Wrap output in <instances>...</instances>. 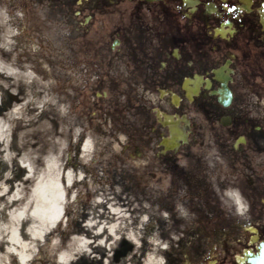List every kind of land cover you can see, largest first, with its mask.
<instances>
[{"label": "rangeland", "instance_id": "rangeland-1", "mask_svg": "<svg viewBox=\"0 0 264 264\" xmlns=\"http://www.w3.org/2000/svg\"><path fill=\"white\" fill-rule=\"evenodd\" d=\"M76 27L61 10L0 0V223L32 203L24 223L34 221L36 236L16 247L17 254L32 255L29 264H60L68 255L67 264H134L137 246L124 237L127 230L100 262L95 249L88 259L77 253L91 208L102 202L105 209L109 201L125 216L113 223L126 224L145 242L142 261L158 243L162 264H197L210 246L211 227L220 231L217 219L241 215L237 201L245 213L248 192L216 181L210 190L199 188L185 176L183 153L162 154L168 134L153 135L149 108L127 106L131 96L114 90L97 97L99 83ZM183 111L197 124L191 134H204L201 110L167 114ZM64 177L74 184L67 191ZM57 204L59 221L52 223ZM47 226L51 235L43 233ZM5 249L0 243L1 262Z\"/></svg>", "mask_w": 264, "mask_h": 264}, {"label": "flooded vegetation", "instance_id": "flooded-vegetation-1", "mask_svg": "<svg viewBox=\"0 0 264 264\" xmlns=\"http://www.w3.org/2000/svg\"><path fill=\"white\" fill-rule=\"evenodd\" d=\"M30 2L75 19L97 97L114 90L149 108L153 135L177 140L162 154L183 153L188 180L248 192L245 213L237 201L241 215L211 227L197 264H264V0ZM188 106L204 113V134H191L186 112L167 114Z\"/></svg>", "mask_w": 264, "mask_h": 264}, {"label": "bare ground", "instance_id": "bare-ground-1", "mask_svg": "<svg viewBox=\"0 0 264 264\" xmlns=\"http://www.w3.org/2000/svg\"><path fill=\"white\" fill-rule=\"evenodd\" d=\"M67 183L68 180L66 179V177H64L63 191H67V189L69 190L74 186V184H69V186H67ZM107 202L108 203H106L107 206L105 207V209H103L102 202H98L91 208L89 218L82 229V239L80 241L79 247L80 249L77 250V253L82 254L83 258L88 259L89 257H87V255L89 254L90 249H95L96 252L99 253V256L95 255L93 257L97 259L98 262H100L103 259L101 256L103 250L105 249L106 251H110L109 249L112 248L113 244L118 241L120 232L122 230H127V233L124 234V237L135 247L137 246L136 253H134L135 256H133L132 262L134 264H161L162 256L165 252L163 249H159L158 243H151L153 250H151L145 260L142 261V259L144 258V250H142V247L140 246L145 242H143L142 239H139V234L128 229L126 224L122 225V223H113L118 220L124 219L125 216L122 214V211L119 210L117 204L109 203V201ZM31 205L32 203H29L26 210L23 209V212H20L17 216L15 215L13 220L7 218L8 220H3V223H0V233H2L0 234V243L6 248L4 254L7 253V250L10 246L14 247L15 249L16 247H20L23 249L27 245V243L33 241V237L36 236L35 233L37 232V229L34 225V221L29 222L30 224L28 228L25 227L26 223H24L28 217L32 216ZM60 205L61 204H57L55 206V211L52 214V223H56L59 221ZM12 207H16V204H13ZM240 210H242V208H240ZM3 218L5 219L6 215H3ZM69 230H71L70 227L67 234L69 233ZM52 231L53 229H50L47 226L43 233L51 235ZM7 236L9 238L7 239V241H5V237ZM90 236H95L94 241H91ZM22 257L23 256L21 254H17L16 251L15 253H8L10 264H21ZM68 259L69 255L67 256V258H63L60 264H67ZM140 261L142 262L140 263ZM0 263L3 264V262L1 261ZM26 264H29V262L27 261Z\"/></svg>", "mask_w": 264, "mask_h": 264}, {"label": "clouds", "instance_id": "clouds-1", "mask_svg": "<svg viewBox=\"0 0 264 264\" xmlns=\"http://www.w3.org/2000/svg\"><path fill=\"white\" fill-rule=\"evenodd\" d=\"M237 199H239V196L237 194ZM16 249L14 247H9L8 250H7V253L4 254V259H3V264H10V261L8 259V253H15ZM33 255H34V252H33ZM32 259V255H29V256H24L21 258V264H26V262L28 260H31ZM162 264V262H161Z\"/></svg>", "mask_w": 264, "mask_h": 264}, {"label": "water", "instance_id": "water-1", "mask_svg": "<svg viewBox=\"0 0 264 264\" xmlns=\"http://www.w3.org/2000/svg\"><path fill=\"white\" fill-rule=\"evenodd\" d=\"M171 143L173 144L172 146H170V142H169V140H165L162 144H163L164 146H166L167 149L171 150V149H173V148L175 147V139L172 140Z\"/></svg>", "mask_w": 264, "mask_h": 264}]
</instances>
